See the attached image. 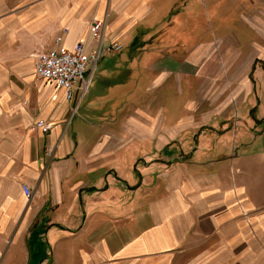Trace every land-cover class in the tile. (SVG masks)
Here are the masks:
<instances>
[{
  "label": "crops",
  "instance_id": "crops-1",
  "mask_svg": "<svg viewBox=\"0 0 264 264\" xmlns=\"http://www.w3.org/2000/svg\"><path fill=\"white\" fill-rule=\"evenodd\" d=\"M78 1H38L16 28L0 22V264H264V141L248 133L264 124L261 102L241 123L226 102L165 129L137 109L123 125L85 102L92 93L69 101L37 77L38 56L81 42L108 53L157 0ZM159 1L162 25L173 12ZM195 4L182 14L199 15ZM168 77L147 71V86ZM41 121L51 131L32 129Z\"/></svg>",
  "mask_w": 264,
  "mask_h": 264
},
{
  "label": "rangeland",
  "instance_id": "rangeland-1",
  "mask_svg": "<svg viewBox=\"0 0 264 264\" xmlns=\"http://www.w3.org/2000/svg\"><path fill=\"white\" fill-rule=\"evenodd\" d=\"M38 1L44 0H0V22L9 19L16 28L11 19L31 14ZM184 1L165 2L173 13L162 25L164 11L159 8V0L152 6L155 7L152 16L137 18V28L121 41L122 51L115 54L109 50L99 60L86 96L92 95L85 102L104 103L111 117L120 112L117 116H121L123 125L135 109L147 111L155 120L159 119L158 123L163 118L165 129H178L179 122L191 116L204 118L216 113L226 102L239 123L250 110L251 117L255 118L260 102L258 115L264 117V0H196L199 15H194V8H190L185 10V16L183 7H179ZM186 5L193 6L194 0ZM78 6L83 8L84 3ZM15 20L20 24L19 18ZM152 25L154 29H147ZM196 53L203 55L200 62L190 60ZM151 54L166 57L154 63ZM126 60L124 65L122 61ZM249 65L251 69L247 70ZM147 71L155 75L153 81L160 80L158 74L170 77L164 86L149 89ZM200 71L201 77L197 75ZM110 78L113 83H109ZM34 84L42 85L36 79ZM248 133L250 144L256 143V137L264 141V124Z\"/></svg>",
  "mask_w": 264,
  "mask_h": 264
},
{
  "label": "built area",
  "instance_id": "built-area-1",
  "mask_svg": "<svg viewBox=\"0 0 264 264\" xmlns=\"http://www.w3.org/2000/svg\"><path fill=\"white\" fill-rule=\"evenodd\" d=\"M103 26L104 22L97 21L93 26V31L100 33ZM122 49L123 46L115 42L109 50L120 53ZM103 55L102 44L97 52H90L84 42L76 44L70 50H50L38 57L36 75L42 81L55 83L64 90L69 101L79 104L89 93L93 74ZM32 129L49 132L52 126L41 121L34 124ZM23 192L27 199L32 198V191L27 185H23Z\"/></svg>",
  "mask_w": 264,
  "mask_h": 264
},
{
  "label": "trees",
  "instance_id": "trees-1",
  "mask_svg": "<svg viewBox=\"0 0 264 264\" xmlns=\"http://www.w3.org/2000/svg\"><path fill=\"white\" fill-rule=\"evenodd\" d=\"M187 2H189V0H185L183 3H181V4H183V5L180 4L179 7L186 5ZM190 4H192V3H190ZM179 7H178V8H179Z\"/></svg>",
  "mask_w": 264,
  "mask_h": 264
}]
</instances>
